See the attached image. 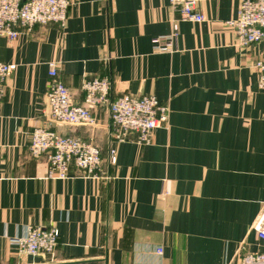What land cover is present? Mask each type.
<instances>
[{
  "label": "crops",
  "instance_id": "1",
  "mask_svg": "<svg viewBox=\"0 0 264 264\" xmlns=\"http://www.w3.org/2000/svg\"><path fill=\"white\" fill-rule=\"evenodd\" d=\"M194 1L204 21H179L172 52L151 43L178 18L168 0H71L63 27L0 36V62L13 66L0 99V264H227L264 252L252 230L264 204V40L238 47L227 22L241 0ZM50 63L76 105L85 81L105 78L111 99L166 105L167 125L141 145L135 134L111 142L104 105L93 128L46 124ZM42 126L97 146L100 177L49 179L28 150ZM34 226L59 231L49 262L11 242Z\"/></svg>",
  "mask_w": 264,
  "mask_h": 264
},
{
  "label": "built area",
  "instance_id": "2",
  "mask_svg": "<svg viewBox=\"0 0 264 264\" xmlns=\"http://www.w3.org/2000/svg\"><path fill=\"white\" fill-rule=\"evenodd\" d=\"M168 1L178 18L172 21L168 35L152 39L153 50L157 52L176 51L179 21H204L194 0ZM70 6L71 0H0V36L12 41L21 33H30L35 26L56 24L63 27ZM227 24L233 29L239 48L264 40V0H241L236 18ZM255 67L259 71V86L264 88V58L256 62ZM12 68V65L0 62V99L4 96L5 80ZM48 76L50 81L42 113L48 125L93 128L97 122L91 109L103 105L108 107L111 142L132 141L130 135L135 134L136 143L149 145L153 131L167 125L169 109L152 95L134 97L124 94L111 99L108 79H91L82 85L85 106H79L74 103L71 91L57 79V68L53 63L49 65ZM28 150L35 159L45 157L49 179L71 178L72 170L82 177H100V150L78 137L62 136L46 126L36 127L30 134ZM114 162V150L110 148L109 163ZM252 230L264 241V204ZM58 236L59 231L54 226H34L28 227L24 236L14 237L11 242L21 253L49 262L54 256ZM156 253L161 255L162 249L159 247ZM227 264H264V252L244 253Z\"/></svg>",
  "mask_w": 264,
  "mask_h": 264
},
{
  "label": "water",
  "instance_id": "3",
  "mask_svg": "<svg viewBox=\"0 0 264 264\" xmlns=\"http://www.w3.org/2000/svg\"><path fill=\"white\" fill-rule=\"evenodd\" d=\"M110 149V148H109ZM109 151V150H108ZM109 160V159H108Z\"/></svg>",
  "mask_w": 264,
  "mask_h": 264
}]
</instances>
